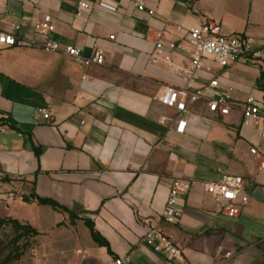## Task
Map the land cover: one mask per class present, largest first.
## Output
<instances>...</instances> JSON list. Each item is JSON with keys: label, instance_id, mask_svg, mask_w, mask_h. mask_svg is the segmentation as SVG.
Here are the masks:
<instances>
[{"label": "crops", "instance_id": "obj_1", "mask_svg": "<svg viewBox=\"0 0 264 264\" xmlns=\"http://www.w3.org/2000/svg\"><path fill=\"white\" fill-rule=\"evenodd\" d=\"M77 1L0 0V31L17 28L19 37L34 41L0 47V118L15 126L0 125V177L10 179L0 181V217L37 230L38 264H115L124 258V264H176L144 245L138 218H159L172 184L183 181L188 188L177 200L176 224L160 226L187 264H264V249L253 248L258 241L242 246L235 238L240 227H229L264 205V169L249 154L264 144V0H86L90 8L76 17ZM135 1L145 9L138 11ZM44 14L54 25L50 39L82 57L96 48L103 64L82 66L61 51L43 50L32 25ZM206 22L218 24L223 36L248 38L247 57L223 68L205 60L189 83L179 75L189 68L187 54L165 48L172 69L149 62L155 32L181 42L186 30ZM212 78L218 80L216 95L231 89L229 114L210 113L201 99L186 101L185 131L177 134V112L153 98L166 87L195 91ZM248 96L263 114L256 126L242 123ZM37 106L49 109L50 120L34 115ZM222 174L244 180L248 201L236 217L219 214L202 189ZM32 189L77 219L24 202ZM83 219L111 253L92 241ZM218 246L234 256L222 261Z\"/></svg>", "mask_w": 264, "mask_h": 264}, {"label": "built area", "instance_id": "obj_2", "mask_svg": "<svg viewBox=\"0 0 264 264\" xmlns=\"http://www.w3.org/2000/svg\"><path fill=\"white\" fill-rule=\"evenodd\" d=\"M98 6L108 11L114 12L116 5H108L99 2ZM134 6L138 11L145 9L144 2L135 1ZM90 8L86 0H78L76 3L75 16H81L83 11ZM148 15H152V10H147ZM180 30V27H176ZM54 32L52 18L48 14L34 21L32 25V33L36 38L42 40L40 46L47 52L61 51L77 64L82 66L102 65L104 56L98 49H93L88 57L80 56L78 50L72 46L61 47L56 41L50 39V35ZM109 40H114V36H109ZM249 39L246 37L223 36L220 33L218 24L206 22L200 26L186 30L184 38L181 42L167 40L163 31H157L153 38V54L149 59L151 64L162 62L166 67L172 69L173 61L171 56L165 52V48L170 51H180L189 56V68L183 72V79L187 83L191 82L197 73L203 69V62L210 60L218 67L223 68L232 63L238 62L247 57L249 54ZM17 44L33 45L34 41L25 40L18 36L17 28L11 32L0 31V47H13ZM175 71V70H174ZM218 88V80L210 79L207 84L195 91H189L187 86L183 88L166 87L161 94L153 99L160 104L173 108L177 112L175 132L183 134L186 127V121L182 118L186 108V101L195 102L199 99L206 104L210 113H217L219 116H227L233 106L230 101L228 89L221 95H216ZM243 125H258L263 119L259 104L252 96H248L241 106ZM34 115L44 121L50 120L49 109L45 106H37ZM260 137L264 139V130L261 131ZM249 154L255 158H259L260 168L264 169V144L258 150L255 147L249 149ZM188 188L187 183L176 181L172 184L159 218L152 216H141L138 218L139 224L144 229L143 243L153 253L162 256L168 263L187 264L182 248L168 236L161 228V222L166 224H176L179 218V210L177 209V200L179 195L184 193ZM203 192L211 197L214 201L216 211L224 217L232 218L239 214L240 209L247 204L248 198L245 195L244 180L237 175L222 174L216 182L204 183ZM264 237V229H263ZM34 249L30 250L33 255ZM216 254L220 256L222 261L230 260L234 253L225 250L222 246L216 248ZM127 259H117L115 264H124Z\"/></svg>", "mask_w": 264, "mask_h": 264}, {"label": "trees", "instance_id": "obj_3", "mask_svg": "<svg viewBox=\"0 0 264 264\" xmlns=\"http://www.w3.org/2000/svg\"><path fill=\"white\" fill-rule=\"evenodd\" d=\"M261 77H264V72L261 73ZM261 89L264 92V83L261 85ZM0 125H8L15 129L9 118H0ZM33 151L37 157L38 149L34 147ZM0 181L8 182L10 179L3 176L0 177ZM30 193L34 195L35 199L31 200L28 195H24L22 196L24 202L35 201L38 205H46L54 211L67 213L73 223L77 219L74 211L68 210L56 201L37 196L33 189ZM83 223L87 227L92 241L99 247H105L111 253L107 241L95 230L93 223L89 219H83ZM37 236V230L28 223H22L12 217H0V264H15L23 259L31 249L35 248Z\"/></svg>", "mask_w": 264, "mask_h": 264}, {"label": "rangeland", "instance_id": "obj_4", "mask_svg": "<svg viewBox=\"0 0 264 264\" xmlns=\"http://www.w3.org/2000/svg\"><path fill=\"white\" fill-rule=\"evenodd\" d=\"M232 230L234 227L237 230L236 240L239 244L246 245L248 243L254 244L258 241V246L253 247L254 249H264V205H259L257 210H253L250 215L242 218L241 220H231V225H229ZM235 235V234H234ZM234 238V239H235ZM15 264H38L35 258L30 252L19 262Z\"/></svg>", "mask_w": 264, "mask_h": 264}, {"label": "water", "instance_id": "obj_5", "mask_svg": "<svg viewBox=\"0 0 264 264\" xmlns=\"http://www.w3.org/2000/svg\"><path fill=\"white\" fill-rule=\"evenodd\" d=\"M28 196H29V198L31 199V200H34L35 199V197H34V195L33 194H27Z\"/></svg>", "mask_w": 264, "mask_h": 264}]
</instances>
